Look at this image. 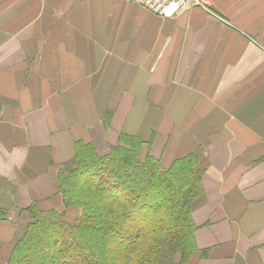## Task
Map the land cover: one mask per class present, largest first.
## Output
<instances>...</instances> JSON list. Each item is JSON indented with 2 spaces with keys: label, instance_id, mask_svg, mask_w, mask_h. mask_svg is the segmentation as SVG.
<instances>
[{
  "label": "crops",
  "instance_id": "crops-1",
  "mask_svg": "<svg viewBox=\"0 0 264 264\" xmlns=\"http://www.w3.org/2000/svg\"><path fill=\"white\" fill-rule=\"evenodd\" d=\"M209 2L0 0V264L30 205L64 211L75 142L103 155L122 134L164 167L198 155L188 264H264V0Z\"/></svg>",
  "mask_w": 264,
  "mask_h": 264
},
{
  "label": "trees",
  "instance_id": "trees-1",
  "mask_svg": "<svg viewBox=\"0 0 264 264\" xmlns=\"http://www.w3.org/2000/svg\"><path fill=\"white\" fill-rule=\"evenodd\" d=\"M143 146L122 134L99 155L76 141L56 175L64 211L30 205L7 264H188L197 249L192 208L203 195L199 157L164 167Z\"/></svg>",
  "mask_w": 264,
  "mask_h": 264
},
{
  "label": "built area",
  "instance_id": "built-area-1",
  "mask_svg": "<svg viewBox=\"0 0 264 264\" xmlns=\"http://www.w3.org/2000/svg\"><path fill=\"white\" fill-rule=\"evenodd\" d=\"M160 16H171L185 8H202L212 13L209 0H127Z\"/></svg>",
  "mask_w": 264,
  "mask_h": 264
},
{
  "label": "rangeland",
  "instance_id": "rangeland-1",
  "mask_svg": "<svg viewBox=\"0 0 264 264\" xmlns=\"http://www.w3.org/2000/svg\"><path fill=\"white\" fill-rule=\"evenodd\" d=\"M77 212V209H75V208H70L69 209V217L68 218H72L74 215L73 214H75ZM30 220L28 219V222H29Z\"/></svg>",
  "mask_w": 264,
  "mask_h": 264
}]
</instances>
